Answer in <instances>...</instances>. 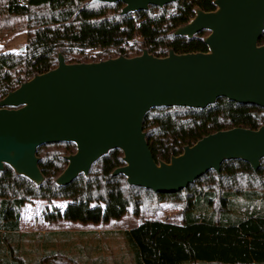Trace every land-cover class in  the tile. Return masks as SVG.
<instances>
[{
	"label": "trees",
	"instance_id": "obj_1",
	"mask_svg": "<svg viewBox=\"0 0 264 264\" xmlns=\"http://www.w3.org/2000/svg\"><path fill=\"white\" fill-rule=\"evenodd\" d=\"M213 2L177 0L138 11L134 19L132 13L120 14L121 2L0 0V32L27 29L24 53L0 52V99L35 74L55 68L59 52L67 63L133 57L142 49L157 57L170 49L178 54L206 52L207 30L190 38L172 31L194 17L196 9L215 10ZM89 50L96 51L91 60L71 56ZM261 125L264 108L219 98L202 109L153 108L145 115L143 130L155 162H168L184 146L208 134L233 127L255 130ZM75 150L73 143L63 142L38 147L44 177L39 185L17 175L9 165L0 170V264H54L58 259L60 251L47 249L63 232L20 231L21 210L33 199L65 202L63 209L54 207L45 214L48 222L94 225L120 219L129 209L139 215L146 204H178L179 223L146 219L122 232L133 264H264V158L257 171L241 159L226 160L219 173L209 170L182 190L158 193L129 185L123 174H112L124 165L118 148L96 160L87 175L57 185L54 179L67 165L65 156ZM24 241L36 245L27 250ZM29 253H37L38 258ZM69 261L76 263L73 257Z\"/></svg>",
	"mask_w": 264,
	"mask_h": 264
},
{
	"label": "water",
	"instance_id": "obj_2",
	"mask_svg": "<svg viewBox=\"0 0 264 264\" xmlns=\"http://www.w3.org/2000/svg\"><path fill=\"white\" fill-rule=\"evenodd\" d=\"M124 4L120 14L177 0H91ZM216 9L195 15L173 35L192 37L207 30L206 52L163 57L142 49L100 61L57 65L35 74L0 99V170L9 165L17 175L39 185L38 147L73 143L67 165L54 179L67 185L110 150L122 151L129 185L172 193L186 188L226 160L241 159L257 171L264 158V125L252 130H219L186 145L168 162H155L143 130L145 115L157 107L206 108L219 98L264 108V0H214Z\"/></svg>",
	"mask_w": 264,
	"mask_h": 264
},
{
	"label": "rangeland",
	"instance_id": "obj_3",
	"mask_svg": "<svg viewBox=\"0 0 264 264\" xmlns=\"http://www.w3.org/2000/svg\"><path fill=\"white\" fill-rule=\"evenodd\" d=\"M171 9L173 6L170 7ZM26 34L25 28L0 32V52L24 53ZM95 52V50H89L81 54L74 53L71 56L74 60H91L96 57ZM64 206L65 202L61 200L48 203L45 200L33 199L28 201L21 210V232L36 234L63 232V235L55 237L54 246L47 249L60 251V254L56 256L58 259L53 261L54 264H133L122 235L124 230L134 228L146 219L180 222V206L171 202L146 204L139 215H134L129 209L120 219L97 225L65 220L56 222L45 220V214L51 212L54 207L63 209ZM22 244L28 250L32 249L36 242L30 244L24 241ZM40 246V253L43 254L44 247L42 244ZM79 254L81 256L77 257ZM29 255L32 259L38 258L37 253H29ZM70 257L76 259V263H68Z\"/></svg>",
	"mask_w": 264,
	"mask_h": 264
},
{
	"label": "built area",
	"instance_id": "obj_4",
	"mask_svg": "<svg viewBox=\"0 0 264 264\" xmlns=\"http://www.w3.org/2000/svg\"><path fill=\"white\" fill-rule=\"evenodd\" d=\"M132 17H133L134 19L136 18L135 13H132Z\"/></svg>",
	"mask_w": 264,
	"mask_h": 264
}]
</instances>
